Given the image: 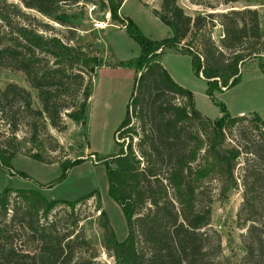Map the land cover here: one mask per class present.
Instances as JSON below:
<instances>
[{"label": "trees", "instance_id": "1", "mask_svg": "<svg viewBox=\"0 0 264 264\" xmlns=\"http://www.w3.org/2000/svg\"><path fill=\"white\" fill-rule=\"evenodd\" d=\"M17 1L70 28L72 16L63 4L79 0ZM87 1L108 10L110 20L123 25L139 46L136 55L115 63L133 68L134 75L112 131L113 150L96 158L104 165L107 194L126 225L125 236L117 240L100 209L102 243L112 264H220L215 257L219 243H211L204 230L213 200L210 190L222 200L237 188V216L246 224L244 264H264V119L256 112L230 114L219 101V115L202 114L191 91L160 61L165 50L189 54L191 69L204 80L209 96L234 84L241 65L252 57L264 71L257 9L229 4L216 10L237 0H189L204 9L190 14L176 0H159L158 8L150 9L169 34L154 39L118 13L122 0ZM215 24L222 29L218 39L210 33ZM50 26L15 1L0 0V65L22 72L29 86L0 85V165L24 176L11 166L15 154L57 161L58 180L82 158L44 155L45 148L58 146L47 127L63 129L64 117L85 123L93 72L108 63L91 43H70V38L47 32ZM23 143L31 148L23 149ZM92 195L95 190L67 200L48 198L35 188H0V264H89L95 253L89 252L73 209ZM60 204L69 210H55Z\"/></svg>", "mask_w": 264, "mask_h": 264}, {"label": "rangeland", "instance_id": "2", "mask_svg": "<svg viewBox=\"0 0 264 264\" xmlns=\"http://www.w3.org/2000/svg\"><path fill=\"white\" fill-rule=\"evenodd\" d=\"M13 1L29 15L47 21L51 25L46 28L47 32L56 33L63 39L70 38V43L83 45L91 43L105 56V61L109 65L114 58L131 57L139 51L137 42L124 28H120L116 21L108 18L104 27L93 26L94 20L103 19V10H99L91 1L79 0L76 3L63 4V8L72 16L73 26L70 28L42 16L34 9L21 6L17 0ZM176 1L190 14L204 10L200 5L190 3L189 0ZM229 4L234 7L242 5L255 7L264 38V0H237L226 5L219 4L216 10L225 9ZM158 6L159 0H125L121 3V13L129 17L143 34L158 39L169 34L168 26L159 20L150 9L158 8ZM210 33L212 38L218 39L222 35L221 26L215 24ZM119 61L122 60H117L116 63ZM160 61L168 73L171 72V77L177 83L191 91L194 106L202 114L210 118L219 115V107L215 103L219 101L230 114H236L241 110L243 113L241 115L248 116L251 112H256L264 119V71L259 68L257 58L252 57L246 60L241 65L238 80L222 91L214 90L212 96L205 92L204 80L193 73L189 54L166 50ZM116 66L121 65L116 64ZM131 69L133 71V68ZM102 72L96 73V70L93 72L91 79L93 81L95 78V82L87 100L85 123L71 121L64 117L63 129L56 130L51 126L47 127L48 132L57 140L58 146L51 151H46L47 148H45L44 155L57 160L82 158L80 162L71 165L58 180L55 178L60 174L61 168L57 161L43 163L26 155L15 154L11 158V166L14 170L24 173V176L10 173L6 167L0 165V188L6 185L35 188L48 198L67 200L75 199L91 190L96 191L98 199L92 195L78 202L73 209V214L78 219L77 224L82 226L85 237L90 243L89 252L95 253L89 264H112L113 261L103 247L102 228L99 225L100 209L105 212L117 240L122 239L126 234V225L120 208L106 191L104 165L96 158L113 150L112 131L122 116L123 92L130 89L132 81L129 79L125 83L124 74L122 76L112 74L106 77L110 79L106 81ZM9 81L29 88L22 72L6 64L0 65V85ZM31 91L34 93L33 90ZM233 133L234 131L228 134L227 138L232 137ZM43 143L48 142L44 139ZM22 145L23 149L31 148L29 143ZM236 171H239L238 167ZM49 181H51L50 184H45ZM210 191L213 194V200L210 204L209 224L204 227V230L209 233L211 243H219V252L215 257L220 264H244V251L241 243L246 224L241 223V218L237 216L241 202L240 188L231 191L222 200L216 198L213 190ZM63 209L69 210L62 204L57 205L55 210L62 212Z\"/></svg>", "mask_w": 264, "mask_h": 264}, {"label": "crops", "instance_id": "3", "mask_svg": "<svg viewBox=\"0 0 264 264\" xmlns=\"http://www.w3.org/2000/svg\"><path fill=\"white\" fill-rule=\"evenodd\" d=\"M124 1L125 0H122V2L121 3H124ZM118 13L120 14V15H122V13H121V4H120V6H119V8H118ZM263 13H264V11H263ZM111 23V22H110ZM113 23V25L115 24L114 22H112ZM116 25V24H115ZM118 25H119V27L120 28H124L123 27V25H121V24H119L118 23ZM117 25V26H118ZM116 26V27H117ZM166 51V50H165ZM162 54H163V52L161 53V55H160V60H161V58H162ZM126 58H129V57H125V56H121V57H118L117 59H113V62L111 63V65H109V64H106V65H102V66H100V67H98L97 69H96V73H98V72H100V71H103L102 72V74L103 75H105V77H104V79L107 81V80H110L109 78L108 79H106V77L107 76H110V75H112V74H120L121 76L124 74V76L125 77H123V81H125V83L127 82V81H129V79L132 81V79H133V75H134V72L132 71V69L131 68H128V67H123V66H116V62H117V60H123V59H126ZM121 72V73H120ZM124 72V73H123ZM170 72V71H169ZM170 74H171V72H170ZM105 80H104V82H105ZM94 82H95V78H94V80H93V85H94ZM132 83V82H131ZM93 87V86H92ZM129 91H130V89H128L127 91H125V92H123V96H122V99H121V101L123 102V106H124V103H125V101H126V99H127V96H128V94H129ZM89 97H90V95H89ZM88 97V98H89ZM242 111L240 110V111H238L236 114H239V113H241Z\"/></svg>", "mask_w": 264, "mask_h": 264}, {"label": "built area", "instance_id": "4", "mask_svg": "<svg viewBox=\"0 0 264 264\" xmlns=\"http://www.w3.org/2000/svg\"><path fill=\"white\" fill-rule=\"evenodd\" d=\"M110 19V14H109V11L108 10H104L103 11V19L102 20H94L93 21V26H95V27H98V28H102V27H104L105 25V21L107 20V19ZM240 115L241 114H243V113H239Z\"/></svg>", "mask_w": 264, "mask_h": 264}, {"label": "bare ground", "instance_id": "5", "mask_svg": "<svg viewBox=\"0 0 264 264\" xmlns=\"http://www.w3.org/2000/svg\"><path fill=\"white\" fill-rule=\"evenodd\" d=\"M104 25H106V24H104Z\"/></svg>", "mask_w": 264, "mask_h": 264}]
</instances>
